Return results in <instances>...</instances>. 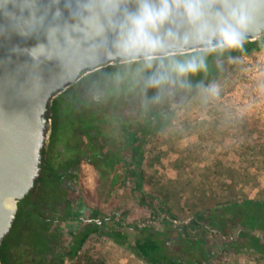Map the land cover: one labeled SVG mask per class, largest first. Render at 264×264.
Returning a JSON list of instances; mask_svg holds the SVG:
<instances>
[{
  "label": "flooded vegetation",
  "instance_id": "flooded-vegetation-1",
  "mask_svg": "<svg viewBox=\"0 0 264 264\" xmlns=\"http://www.w3.org/2000/svg\"><path fill=\"white\" fill-rule=\"evenodd\" d=\"M255 42L243 39L245 49L239 52L236 48L211 52L205 57V70L160 88L146 86L155 62L153 69H144L140 61L116 59L82 72L55 95L43 115L38 174L18 200L0 244L4 264H67L86 230L121 222L120 214L105 215L99 206L88 204L84 168L106 180L120 164L135 165L143 147L160 139L169 122L207 84L234 77L243 86H252L251 79L264 75V34L259 49Z\"/></svg>",
  "mask_w": 264,
  "mask_h": 264
},
{
  "label": "rangeland",
  "instance_id": "rangeland-1",
  "mask_svg": "<svg viewBox=\"0 0 264 264\" xmlns=\"http://www.w3.org/2000/svg\"><path fill=\"white\" fill-rule=\"evenodd\" d=\"M213 87L214 93L209 91ZM247 92L239 78L207 84L169 122L160 139L143 147L139 165L120 164L106 180L84 168L88 204L99 206L105 215L120 214L130 237L144 225L166 232L159 237L167 240L172 255H203L206 264H264L240 246L243 226L223 235L207 222L191 232V244L173 241L176 232L185 233L182 224L199 212L210 214L233 200L264 199V125L247 111ZM167 216L172 218L169 228L164 224ZM128 245L95 233L77 257L93 256L105 264H147Z\"/></svg>",
  "mask_w": 264,
  "mask_h": 264
},
{
  "label": "water",
  "instance_id": "water-1",
  "mask_svg": "<svg viewBox=\"0 0 264 264\" xmlns=\"http://www.w3.org/2000/svg\"><path fill=\"white\" fill-rule=\"evenodd\" d=\"M27 6L31 7L25 0H0V244L11 227L18 200L38 174L47 105L82 72L122 61L114 48L117 32L103 17L104 31L94 35L90 30L85 35L73 29L79 19L64 7V0L51 6L61 9V17L53 18L49 12L42 25L33 26L32 9ZM45 6L48 0L41 7ZM119 22L118 15L113 17V24ZM172 27L180 36L190 32L181 17ZM263 34L264 10L253 16L243 39L257 41ZM37 43L48 49L46 58L27 54ZM165 45L173 54L194 51L167 40Z\"/></svg>",
  "mask_w": 264,
  "mask_h": 264
},
{
  "label": "clouds",
  "instance_id": "clouds-1",
  "mask_svg": "<svg viewBox=\"0 0 264 264\" xmlns=\"http://www.w3.org/2000/svg\"><path fill=\"white\" fill-rule=\"evenodd\" d=\"M25 3L31 5L27 7L32 9L33 26L42 25L49 12L53 18L62 15L59 7L54 10L51 7L59 5L60 0H48V6L43 8L44 0H25ZM64 7L79 19L73 29L85 35L90 30L91 34L100 35L104 31L101 17L109 21V26L117 32L116 54L125 63L142 62L144 69H153L155 62L156 70L146 86L160 88L174 79L179 81L205 70L208 53L239 47L253 16L264 10V0H64ZM117 15L118 25L112 23ZM177 17L183 19L189 34L180 36L173 30ZM166 40L177 48L191 46L194 52L186 59H176L179 53L168 52ZM47 50L44 44L37 43L27 54L33 59L46 58ZM209 91L214 93L215 88Z\"/></svg>",
  "mask_w": 264,
  "mask_h": 264
},
{
  "label": "trees",
  "instance_id": "trees-1",
  "mask_svg": "<svg viewBox=\"0 0 264 264\" xmlns=\"http://www.w3.org/2000/svg\"><path fill=\"white\" fill-rule=\"evenodd\" d=\"M254 45L256 49H259V40ZM244 49L242 44L236 47L238 52ZM142 157L143 154L138 157L135 166L140 164ZM139 177L142 180L143 173L139 174ZM138 188H141L140 184H138ZM166 219L164 224L166 228H169L172 225V218L167 216ZM207 222L218 227L223 235H229L234 226H243L245 230L239 233L242 237L240 246L246 248L248 251H252L257 260L264 261V199L244 198L233 200L217 209H213L210 214L199 212L198 216L190 220L188 224H182V230L185 233L176 232V237L173 238V241L175 243L191 244L192 241H195L191 238V232L199 226H203L204 228ZM125 228L127 226L123 221L111 227L90 228L85 231L80 247H82L90 234L96 232L103 234L120 245L130 243L128 245L130 250L147 264H206L203 255L198 257L193 256V258L191 256L190 258L172 255L168 252L167 240L159 237L165 235L166 232H159L150 226L144 225L141 228H136L138 233L136 236L130 237ZM80 247L73 254V259H76L73 264H105L99 262L93 256H86L83 259L79 256L77 257L78 251L81 249ZM0 260L4 264L5 254L2 246L0 247Z\"/></svg>",
  "mask_w": 264,
  "mask_h": 264
},
{
  "label": "built area",
  "instance_id": "built-area-1",
  "mask_svg": "<svg viewBox=\"0 0 264 264\" xmlns=\"http://www.w3.org/2000/svg\"><path fill=\"white\" fill-rule=\"evenodd\" d=\"M264 57V42L262 45ZM252 86L247 87L248 92L245 98L247 111L257 114L261 123L264 125V75L251 79Z\"/></svg>",
  "mask_w": 264,
  "mask_h": 264
}]
</instances>
